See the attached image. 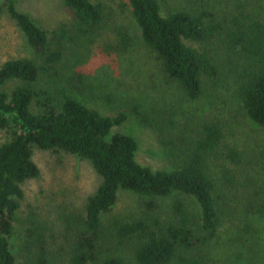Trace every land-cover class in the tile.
<instances>
[{
	"label": "trees",
	"instance_id": "1",
	"mask_svg": "<svg viewBox=\"0 0 264 264\" xmlns=\"http://www.w3.org/2000/svg\"><path fill=\"white\" fill-rule=\"evenodd\" d=\"M2 1L36 59L20 57L0 66V131L6 134L0 144V264H22L11 240L24 197L22 185L40 175L34 148L65 151L88 161L101 184L88 197L85 216L67 221L70 238L60 253H50L42 226L35 221L27 225L19 246L23 264H125L119 252L127 243L133 246L137 264H205L199 250L218 238L225 215L218 203V181L223 179L216 178L211 163L240 160L239 153L225 144L221 124L214 118L198 124L174 169L141 165L136 160L138 140L112 132L127 121L126 113L104 115L60 82L65 78L74 83L77 77L84 83L83 76L64 75L60 66L69 65L67 52L77 57L84 47L82 38L102 28L104 4L62 0L74 23L70 30L59 27L49 33L17 8V0ZM127 1L143 42L190 102L199 101L208 84L231 78L247 116L264 127V19L240 12L218 20L204 9L164 16L160 0ZM120 41L129 44L125 34ZM216 44L227 53L228 62L213 55ZM120 192L144 198L148 210L176 193L192 197L200 208V222L193 223L184 202L177 199L166 218L114 220L105 231V217L113 212ZM231 264L249 263L236 258Z\"/></svg>",
	"mask_w": 264,
	"mask_h": 264
},
{
	"label": "rangeland",
	"instance_id": "2",
	"mask_svg": "<svg viewBox=\"0 0 264 264\" xmlns=\"http://www.w3.org/2000/svg\"><path fill=\"white\" fill-rule=\"evenodd\" d=\"M95 1L105 6L102 28L82 38L84 47L79 49L77 57L67 52L65 63L69 65L60 66L64 75L83 76L84 83L80 84L77 77L74 83L64 78L60 80L62 86L104 115L125 112L127 121L112 132L135 137L139 142L136 160L154 170L174 169L189 148L197 125L206 118L218 121L225 132V144L239 153L240 160L211 163L216 178L223 179L218 181V203L225 215L218 238L199 251L205 264H231L236 258L249 264H264V127L247 116L234 95L231 78L224 77L216 85L208 84L202 98L190 102L169 80L161 62L143 42L128 1ZM160 1L164 16L182 9H204L218 20L240 12L264 19L263 0ZM2 4L0 0V66L20 57L35 60L23 33ZM17 8L49 33L59 27L70 30L74 23L72 13L62 0H17ZM124 34L129 40L126 46L120 41ZM211 51L219 62H228L220 44L213 45ZM5 139L6 134L0 131V144ZM33 160L40 175L22 185L24 197L20 200L11 240L22 264L24 258L19 246L27 225L35 221L42 226L50 253H60L70 238L67 221L85 216L87 199L101 184V178L88 161L65 151L34 148ZM177 199L184 202L192 222L199 223L200 208L192 197L176 193L159 200L157 209L148 210L144 198L120 192L113 212L105 217V231L114 220L166 218ZM132 247L130 243L121 247L119 253L125 264H137Z\"/></svg>",
	"mask_w": 264,
	"mask_h": 264
}]
</instances>
